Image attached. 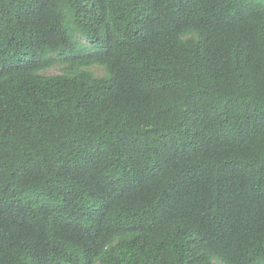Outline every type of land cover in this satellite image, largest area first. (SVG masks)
I'll return each instance as SVG.
<instances>
[{
    "label": "trees",
    "instance_id": "obj_1",
    "mask_svg": "<svg viewBox=\"0 0 264 264\" xmlns=\"http://www.w3.org/2000/svg\"><path fill=\"white\" fill-rule=\"evenodd\" d=\"M0 264H264V0H0Z\"/></svg>",
    "mask_w": 264,
    "mask_h": 264
},
{
    "label": "rangeland",
    "instance_id": "obj_2",
    "mask_svg": "<svg viewBox=\"0 0 264 264\" xmlns=\"http://www.w3.org/2000/svg\"><path fill=\"white\" fill-rule=\"evenodd\" d=\"M64 66L63 65H56L52 68L46 69L42 71L43 74L47 75H55V74H61L63 73ZM91 71H93L97 76H103L105 75V70L102 66L100 65H94L89 67Z\"/></svg>",
    "mask_w": 264,
    "mask_h": 264
}]
</instances>
